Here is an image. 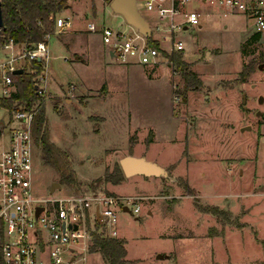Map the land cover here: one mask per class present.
<instances>
[{
	"label": "rangeland",
	"instance_id": "374dc122",
	"mask_svg": "<svg viewBox=\"0 0 264 264\" xmlns=\"http://www.w3.org/2000/svg\"><path fill=\"white\" fill-rule=\"evenodd\" d=\"M144 1L137 0L138 4ZM110 2L66 0L55 16L68 18L71 26L53 33L49 39L46 92L30 107L20 99L7 105L15 110H34L35 124L39 106L44 102L42 131L47 127L50 140L62 150L73 173V180L65 182L44 162L43 144L33 130L35 194L48 197L52 183L59 182L61 189L54 192L63 195L160 197L170 185H166L164 176H152L157 179L156 185L146 183L140 175L124 176L118 184L100 182L106 170L121 171L120 156L130 149L129 138L136 125L141 129L151 126L156 131L159 128L163 138L178 135L177 142L168 141L166 146L157 142L151 147L152 153L160 154L161 162H179L172 173L182 176L173 184L177 187L178 203L167 210L165 200L155 197L139 201L138 215L116 209L117 229L126 242L128 264H264V67L259 68L264 64V40L246 41L257 33L253 20L217 4L196 8L201 27L180 29L177 37L184 42L187 60L196 61L204 70V83L211 91L188 93L184 72L175 60L179 55L184 61L183 54L176 53L174 61L181 70L179 92L183 101L172 108L170 90L168 95L164 89L170 79L163 72L160 74L166 65L160 66L161 76L153 81L157 87L149 83V66H135L133 73L115 68L124 66L107 53L99 29L107 25L128 30V26L110 8ZM195 4L190 3L187 8L193 9ZM138 10L150 19L151 27L156 25L152 20L154 13L143 6ZM91 22L97 26L96 32L87 29ZM133 29L130 33L140 32ZM153 36L159 34L153 32ZM203 47H219L223 53H213L211 59H206L208 50ZM72 49L82 50L81 59L74 60ZM243 66L251 67L252 72L241 82L239 73ZM30 74L26 67L23 76ZM220 75L223 78L218 86L222 88L215 87ZM72 91L80 96L74 107L70 104ZM99 92H107V97H98ZM100 116L105 121L100 122ZM185 124L192 126L187 129ZM10 126L9 113L0 109V151L8 147ZM148 133L145 129L137 132L136 152L145 150ZM187 144L194 150L188 160L184 153ZM93 211L90 209V214ZM68 255L65 253L64 257ZM82 260L79 258L76 264H83ZM85 264L107 263L100 252L89 249Z\"/></svg>",
	"mask_w": 264,
	"mask_h": 264
},
{
	"label": "built area",
	"instance_id": "2783aa9c",
	"mask_svg": "<svg viewBox=\"0 0 264 264\" xmlns=\"http://www.w3.org/2000/svg\"><path fill=\"white\" fill-rule=\"evenodd\" d=\"M193 2L217 4L231 12L246 14L253 20L256 34L264 40V0H145L140 4L136 0L137 9L143 6L158 16L151 36L101 25L99 32L107 53L110 56L112 53L111 57L124 65L137 63L155 67L164 62L173 78L181 77L172 55L185 49L177 31L201 26L199 12L187 8ZM49 19L53 20L54 32L46 33L31 46L6 38L0 27V109L9 113L11 124L8 147L0 151V264H76L79 258H83L85 264L95 236L118 237L116 209L127 207V212L133 215L141 212V196L53 192L43 197L35 194L34 110H15L14 106L10 108L1 103L18 94V80L26 67L36 75L38 94L43 96L46 92L49 39L53 33L71 25L68 18L50 16ZM87 29L96 32L97 26L91 22ZM153 32L159 36L154 37ZM36 60L43 64L40 73L32 66ZM16 70L21 73H15ZM15 101L13 99L12 103ZM181 101L179 82L174 81L172 105ZM38 207H42V211L36 215ZM92 208L94 211L90 214ZM65 253L69 254L67 258Z\"/></svg>",
	"mask_w": 264,
	"mask_h": 264
},
{
	"label": "trees",
	"instance_id": "16d2710c",
	"mask_svg": "<svg viewBox=\"0 0 264 264\" xmlns=\"http://www.w3.org/2000/svg\"><path fill=\"white\" fill-rule=\"evenodd\" d=\"M0 1L3 18L2 28L5 37L12 38L14 41L19 43H26L30 46L38 41H41L46 33L53 31L54 23L53 20L49 19V17L55 16L58 12H60L66 2V0ZM258 38L259 35L254 34L246 41L250 43L252 41H256ZM149 39L151 41V37ZM151 42L155 46L158 45L155 41ZM175 55L176 53L172 55L173 60L175 59ZM175 60L182 72H184L183 78L185 80L186 89L200 91L203 87L201 78L195 72L188 69L189 64L182 61L181 56H176ZM32 66L37 69V73L42 71L43 64L41 61H33ZM251 72V67H244L239 73L242 77L241 82H244L245 78H247ZM35 78V74H30L28 77H25L22 74L18 80V94L14 96V98L4 101L1 104L7 106L12 104L13 99H20L26 103L27 107L33 105L35 101L39 100V94L36 88L38 83L35 81ZM44 119L45 107L44 102H42L38 109L35 124H33V130L37 140H41L43 144L44 162L51 166L57 174H60L63 181L71 182L73 180V173L70 172L66 165L64 153L50 140L47 127H45L44 131H42ZM67 171L69 174L66 173ZM123 178L124 175L120 169H116V172L106 170L104 178L101 179L100 182L105 181L118 184L123 180ZM124 243L125 242L123 240L115 238L109 239L95 236L90 250L92 252H100L107 264H128L125 259L126 249Z\"/></svg>",
	"mask_w": 264,
	"mask_h": 264
},
{
	"label": "crops",
	"instance_id": "0c3cea01",
	"mask_svg": "<svg viewBox=\"0 0 264 264\" xmlns=\"http://www.w3.org/2000/svg\"><path fill=\"white\" fill-rule=\"evenodd\" d=\"M199 5H201V4H199V3H196L195 5H194V8L196 9V8H199ZM188 9H190V7H188ZM141 13V12H140ZM151 14H153V13H151ZM144 16V15H143ZM145 17V16H144ZM145 19L148 21V23H149V26H150V29H153L155 26H153V27H151V25H150V22H149V20L150 19H147L146 17H145ZM152 20L153 21H155L156 22V24L158 23V16L157 15H155V14H153V16H152ZM71 26V25H70ZM127 26H128V30H125V31H128V32H130L131 30L133 31L134 29H133V27L132 26H130L129 24H127ZM201 27V26H200ZM130 28V29H129ZM66 29V28H65ZM135 32V31H134ZM182 40V39H181ZM183 41V40H182ZM245 41V40H244ZM244 41H242L241 43H240V45H239V52L241 53V48H242V44L244 43ZM66 46V45H65ZM66 48V50H70V48L68 47V46H66L65 47ZM203 49L206 51V50H208V53L206 54V59H211V57H213V53H215L214 55L216 56V55H219V56H221L222 55V53H223V50L221 49V48H210V47H203ZM72 53H73V55H74V60L75 61H77V60H79V59H81V55L83 54V52H82V50L80 51V52H77V50L76 49H72ZM182 54H183V60L186 62V63H188L189 64V70H191V71H193V72H195L200 78H201V80H202V83H203V87L201 88V90L200 91H197V90H188V93H191V94H193V95H196V94H199V93H202V92H204V91H206V90H209V91H211V87H207V85L204 83V70L202 69V68H199V64L196 62V61H194V62H189L188 60H187V54H185L184 53V51L182 52ZM242 56V55H241ZM65 57H68V56H65ZM68 59V58H67ZM71 60H73V58H70V61ZM75 61H73V62H75ZM166 65V69H161V70H163V71H161L160 72V74H165L166 76H167V79H170V84L168 85V83H167V81H166V83H165V86H164V89H165V93H167L168 95H169V90H170V96H171V99H170V101H171V104H172V93H173V82L174 81H177V82H179L180 81V77H175V78H173L172 77V74H171V70H170V68L168 67V65L166 64V63H164V62H162V63H160L159 65H157V66H155V67H152V66H149L150 68V72L148 71V72H146L147 73V75H149V83H152V86L153 87H157V85H158V83L157 82H153L158 76H161V75H159V69H160V66H165ZM122 66H124V67H115V68H119V70L120 71H124L125 70V72H127V73H133V71H134V68H135V66H141V65H139V64H137V63H133V64H130V65H124V64H122ZM142 67H147V66H142ZM146 69V68H145ZM115 72V71H114ZM163 72V73H162ZM227 72H224L223 74H226ZM222 78H223V75L221 76H217L216 77V82H215V87H219V88H222V87H220V86H218V82L220 81V80H222ZM57 83H59V82H57ZM106 86V85H105ZM170 87V88H169ZM102 88V91H103V87H101ZM224 89V88H223ZM231 90L233 89V88H230ZM105 90H106V88H105ZM188 93H187V96L185 95V101H187V99H188ZM72 94H73V96H74V98H73V100L71 101L72 103H70L71 104V106L72 107H74V104L76 103L75 101H78V97H80V96H76L74 93H73V91H72ZM107 92H99V94H97V96L98 97H100V98H102V99H105L106 97H107ZM169 96V97H170ZM67 101H70V99L69 100H67ZM75 102V103H74ZM79 102V101H78ZM84 103H86L85 101H84ZM172 106V108H173V105H171ZM100 122L101 121H105V118L104 117H101L100 116ZM186 125V128L188 129L189 127H191L192 125L191 124H185ZM142 129H145V130H147L149 133H148V137L145 139V150H142V152L141 151H139V152H136L135 151V146L138 144V142H139V139H138V134H137V132L139 131V130H142ZM141 129V126H139V125H136L133 129H132V131H133V137H130L129 139H131L132 140V144L130 145V149L129 150H126L121 156H120V159L121 158H123V157H125V156H127V155H132V156H135V157H140V158H143V159H145L146 161H149V162H151V163H157V166L159 167V169H160V171H161V174L160 175H158V176H164L163 178H165V181H166V185H169V188L167 189L168 191L165 193V194H163V195H160V197L159 196H150V195H143V196H141V197H143V199H153V198H155V197H158L159 199H163V200H165V209H167V210H169V209H172V207L174 206V205H176L177 203H178V200H176L175 198H177V197H179V195L177 194V187L176 186H174L173 184L175 183V181L178 179V178H182V176H180V175H174V174H172L176 169H177V165H176V162L177 163H179L178 162V160L175 162L174 161V163H172L171 161L169 162H161L160 161V154L158 155V154H154V153H152L151 152V147L153 146V144L154 143H157V142H161V145L162 146H166L167 144V142L168 141H171L172 143L173 142H177V136L178 135H175V134H171V135H169V136H167V138L165 137V138H163L162 136H161V133H160V129L158 128V130L156 131V128L155 129H153V128H151V126H148V127H146V126H143V128ZM96 131H99V130H96ZM52 136H53V140L55 141V142H57L56 141V138L54 137V135H53V132H52ZM136 136V137H135ZM149 136H150V138H149ZM174 138V139H173ZM146 141H147V143H146ZM187 146V148L185 149V151H184V153H185V157H186V159L188 160V158H189V156H190V154L189 153H192L194 150H193V148H191L190 146H188V144L186 145ZM193 150V151H192ZM193 154H194V152H193ZM194 156H196V154L194 155ZM179 159V158H178ZM159 161V162H158ZM180 161V160H179ZM161 162V164H159L158 165V163H160ZM188 165V164H187ZM163 168L165 169V170H163ZM189 172L187 171V174H188ZM135 176H138V175H135ZM140 177H143L144 178V180L146 181V183H153V184H157V179L155 178V177H145V176H140ZM123 181V180H122ZM172 184V185H171ZM166 188V187H165ZM164 188V189H165ZM148 214L150 215V214H152V212L151 211H148ZM206 214V213H205ZM207 215V214H206ZM117 231H118V229H117ZM123 234H121V232H120V234H119V231H118V237L116 238V239H119V240H123L124 242H125V240L123 239ZM126 243V242H125ZM125 243H124V246H125ZM126 249V248H125ZM126 257H127V250H126ZM126 257H125V259H126ZM160 257H162L161 255L160 256H158V258H160ZM127 260V259H126ZM128 261V260H127Z\"/></svg>",
	"mask_w": 264,
	"mask_h": 264
},
{
	"label": "water",
	"instance_id": "95a60500",
	"mask_svg": "<svg viewBox=\"0 0 264 264\" xmlns=\"http://www.w3.org/2000/svg\"><path fill=\"white\" fill-rule=\"evenodd\" d=\"M110 8L117 14L121 15L123 19L132 27H135L140 32L146 34L147 36H151V29L148 21L145 17L138 11L136 7V0H111ZM3 26V18L1 11V1H0V27ZM113 54L111 53V56ZM264 64L259 65V68H263ZM15 73L20 74L21 70H16ZM260 102L263 101L262 98L259 99ZM258 116L261 113H257ZM248 128V127H247ZM120 168L125 177H132L135 175L152 177L161 174L159 167L146 161L143 158L135 157L132 155H127L120 159L119 161ZM61 189V184L59 182H54L51 185L50 193H53L56 190ZM42 211V207H38L36 211V215H38ZM123 211H127V207L123 208ZM96 215L99 216L98 211H96ZM76 228V226H74ZM160 256V255H159Z\"/></svg>",
	"mask_w": 264,
	"mask_h": 264
},
{
	"label": "flooded vegetation",
	"instance_id": "af4514ba",
	"mask_svg": "<svg viewBox=\"0 0 264 264\" xmlns=\"http://www.w3.org/2000/svg\"><path fill=\"white\" fill-rule=\"evenodd\" d=\"M261 115H262V114H261ZM261 115H260V116H261Z\"/></svg>",
	"mask_w": 264,
	"mask_h": 264
}]
</instances>
